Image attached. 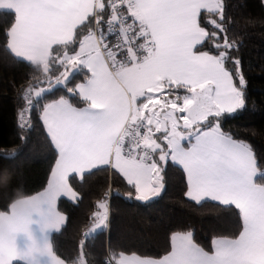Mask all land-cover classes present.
Masks as SVG:
<instances>
[{
    "label": "snow or ice",
    "instance_id": "snow-or-ice-1",
    "mask_svg": "<svg viewBox=\"0 0 264 264\" xmlns=\"http://www.w3.org/2000/svg\"><path fill=\"white\" fill-rule=\"evenodd\" d=\"M11 10L19 15L6 31L8 47L43 74L36 85L29 83L25 99L28 107L34 97L43 100L40 120L57 158L43 193L0 211V264H35L44 254L51 264H65L47 243L21 250L15 238L24 232L31 240L33 213L41 231L61 230L67 217L57 201L77 196L71 174L82 178L108 166L134 190L128 198L147 202L165 189L170 164L182 169L188 198L238 210L239 235L214 239L210 253L195 243L191 230L175 232L162 259H130L121 252L109 264H264V166L221 123L246 103L223 0H17ZM202 10L218 17L210 21L211 32L200 24ZM104 23L110 31L120 25L116 43H109ZM207 40L214 53L198 47ZM77 72L82 79L74 83ZM43 83L48 87H38ZM60 88L65 94L56 96ZM98 208L92 230L107 227L108 205L102 201ZM79 255L80 264H87V254Z\"/></svg>",
    "mask_w": 264,
    "mask_h": 264
},
{
    "label": "trees",
    "instance_id": "trees-1",
    "mask_svg": "<svg viewBox=\"0 0 264 264\" xmlns=\"http://www.w3.org/2000/svg\"><path fill=\"white\" fill-rule=\"evenodd\" d=\"M223 2L226 35L235 43L232 56L239 59L246 80V103L238 114L221 121L222 129L249 144L258 163L264 166V0ZM14 19L13 11L0 10V211H9L16 200L43 190L57 157L40 120L43 100L36 103L34 97L26 111L24 92L29 83L36 85L43 74L35 64L9 50L6 31ZM212 19L218 17L202 10L199 21L209 32L214 29ZM224 35L220 34L221 40ZM198 47L215 52L211 40ZM81 79L79 72L74 74V83ZM45 86L48 85H38ZM62 94L64 89L60 88L56 96ZM72 100L83 106L78 97ZM22 112H26L24 120L20 118ZM165 179L161 195L143 202L128 198L127 193L134 190L108 166L86 172L82 178L70 175L69 184L78 199L60 197L57 201L58 210L67 220L60 231L50 235L53 253L66 263L78 264L83 251L87 264H109L121 252L159 258L169 251L173 232L191 230L195 243L206 251L211 250L216 237L238 236L242 221L234 206L225 207L207 199L197 203L187 198L186 177L178 166L170 164ZM102 201L108 205L107 227L85 235Z\"/></svg>",
    "mask_w": 264,
    "mask_h": 264
},
{
    "label": "crops",
    "instance_id": "crops-1",
    "mask_svg": "<svg viewBox=\"0 0 264 264\" xmlns=\"http://www.w3.org/2000/svg\"><path fill=\"white\" fill-rule=\"evenodd\" d=\"M17 2V0H0V10H10V11H12L11 9H12V6L15 4ZM14 15H15V19L17 18V16L19 15V13H14ZM8 42H9V40H8ZM8 42H7V46H8ZM9 48V47H8ZM10 50V49H9ZM11 51V50H10ZM19 58V57H18ZM22 59V58H21ZM45 88H47V86H45ZM181 92H184V90H180ZM156 98H158V99H162L160 96H159V94L157 93L156 94ZM159 109V107L158 108H156L155 110H158ZM146 115L148 114L147 112L145 113ZM160 118H162V117H160ZM157 136H159L160 134L159 133H157L156 134ZM57 158V157H56ZM55 163V162H54ZM53 166H54V164H53ZM52 166V167H53ZM52 169V168H51ZM51 172V171H50ZM71 175H75L76 177H79L77 174H71ZM51 179V176H50V173H49V176H48V181H47V185H46V187L43 189V190H41V191H39V192H36V193H34V194H32V195H30V196H27V197H24V198H22V199H19V200H16L15 202H13L12 203V205L13 204H16V202L17 201H25V200H27V199H29L30 197H32V196H38L39 194H41V193H43L46 189H47V186H48V182H49V180ZM73 189V188H72ZM73 191L74 192H76L74 189H73ZM186 192H187V183H186ZM186 192H185V194H186ZM61 197H64V198H66V199H68V200H70V201H76L77 199H78V194H77V196H76V198L75 199H73V198H71L70 196H61ZM187 197V196H186ZM154 198V197H153ZM188 198V197H187ZM152 199V198H151ZM190 199V198H189ZM207 199V198H206ZM206 199H204V200H206ZM207 200H211V199H207ZM44 207H46V206H44ZM57 210H58V208H57ZM59 211V210H58ZM59 212H61V211H59ZM62 213V212H61ZM63 214V213H62ZM39 215L38 214H36V213H33L32 214V216H31V220L33 221L30 225H29V228H30V232H31V236H32V238H31V240L29 239V237H28V235H26L24 232H19L18 234H17V236H16V238H15V242H16V244H17V246H18V248H20L21 250H25V249H27V248H29L30 246H32L33 244L35 245V246H37V247H42V246H44L45 245V243H47L49 246H50V248H51V245H50V235L52 234V232H54V231H56L55 229H48V230H45V231H41V224L40 223H38V221H39ZM241 230H242V228H241ZM173 233H175V232H173ZM172 233V234H173ZM171 234V235H172ZM239 235V234H238ZM170 238H171V236H170ZM219 238H227V237H216V238H214V239H219ZM213 239V240H214ZM212 240V241H213ZM51 251H52V249H51ZM171 251V239H170V249H169V251L166 253V254H164L163 256H161V257H159V258H151V257H144V256H139V255H136V254H126V253H124L125 254V256H127L128 258H132L133 256H137V257H140V258H142V259H154V260H159V259H162L165 255H167L169 252ZM206 251V250H205ZM213 251V244H212V247H211V250L210 251H208V252H212ZM52 254L53 255H55L54 253H53V251H52ZM56 256V255H55ZM57 257V256H56ZM17 261H19V260H17ZM20 262H22V261H20ZM22 263H24V262H22ZM35 264H51V258L47 255V254H44V255H37L36 256V258H35ZM65 264H69V263H66L65 262ZM78 264H80V263H78Z\"/></svg>",
    "mask_w": 264,
    "mask_h": 264
},
{
    "label": "built area",
    "instance_id": "built-area-1",
    "mask_svg": "<svg viewBox=\"0 0 264 264\" xmlns=\"http://www.w3.org/2000/svg\"><path fill=\"white\" fill-rule=\"evenodd\" d=\"M107 3V0H106ZM110 9H106L102 14L105 16V18H107V16L110 14ZM126 22L127 23H131V18L130 17H125ZM120 25L116 24L114 26H112L111 31L109 30V25L107 23H104L102 25V31L106 34L109 43H116L118 41V39L120 38V36L122 35V33L120 32ZM27 91V90H26ZM24 92V97H25V93ZM26 101V99H25ZM27 102V101H26ZM26 111L29 109L28 105H26ZM24 114H26V112H24Z\"/></svg>",
    "mask_w": 264,
    "mask_h": 264
},
{
    "label": "rangeland",
    "instance_id": "rangeland-1",
    "mask_svg": "<svg viewBox=\"0 0 264 264\" xmlns=\"http://www.w3.org/2000/svg\"><path fill=\"white\" fill-rule=\"evenodd\" d=\"M48 87V86H47ZM179 93L181 94V95H183L184 94V92H181V91H179ZM158 108V107H157ZM157 112H161V109L159 108L158 110H156ZM161 117L163 118V113L161 112ZM161 118V119H162ZM183 123V121H181V124ZM100 210V209H99ZM98 210V211H99ZM96 230H98V229H95V230H92V223H91V225L88 227V229L86 230V232L85 233H87V235H89V234H91V233H93V232H95Z\"/></svg>",
    "mask_w": 264,
    "mask_h": 264
},
{
    "label": "clouds",
    "instance_id": "clouds-1",
    "mask_svg": "<svg viewBox=\"0 0 264 264\" xmlns=\"http://www.w3.org/2000/svg\"><path fill=\"white\" fill-rule=\"evenodd\" d=\"M20 189H15L14 191H19Z\"/></svg>",
    "mask_w": 264,
    "mask_h": 264
}]
</instances>
